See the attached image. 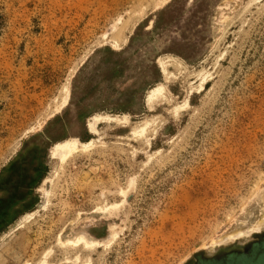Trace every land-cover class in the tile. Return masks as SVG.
I'll return each instance as SVG.
<instances>
[{
	"label": "rangeland",
	"instance_id": "1",
	"mask_svg": "<svg viewBox=\"0 0 264 264\" xmlns=\"http://www.w3.org/2000/svg\"><path fill=\"white\" fill-rule=\"evenodd\" d=\"M44 133L36 205L0 233V264L228 247L264 207V0H0V172Z\"/></svg>",
	"mask_w": 264,
	"mask_h": 264
},
{
	"label": "flooded vegetation",
	"instance_id": "2",
	"mask_svg": "<svg viewBox=\"0 0 264 264\" xmlns=\"http://www.w3.org/2000/svg\"><path fill=\"white\" fill-rule=\"evenodd\" d=\"M46 136V139H45ZM48 133L28 141L0 172V233L16 224L36 204L35 190L43 172ZM255 203L241 217V234L228 247L216 248L206 259L188 264H264V207Z\"/></svg>",
	"mask_w": 264,
	"mask_h": 264
},
{
	"label": "bare ground",
	"instance_id": "3",
	"mask_svg": "<svg viewBox=\"0 0 264 264\" xmlns=\"http://www.w3.org/2000/svg\"><path fill=\"white\" fill-rule=\"evenodd\" d=\"M95 122L96 119L91 120V122L88 123L89 131L94 133L95 131ZM74 149V143L72 142H63V143H57L52 148V157L54 158H64L68 153H70Z\"/></svg>",
	"mask_w": 264,
	"mask_h": 264
}]
</instances>
